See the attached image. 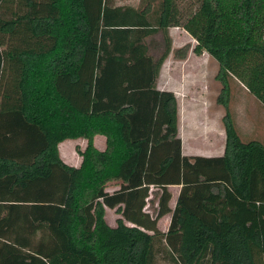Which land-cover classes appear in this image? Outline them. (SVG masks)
<instances>
[{"label": "trees", "instance_id": "16d2710c", "mask_svg": "<svg viewBox=\"0 0 264 264\" xmlns=\"http://www.w3.org/2000/svg\"><path fill=\"white\" fill-rule=\"evenodd\" d=\"M170 27L218 63L221 155L182 154L176 96L156 88ZM232 79L264 106V0H0V264H264V144L237 131ZM77 138L68 165L58 144Z\"/></svg>", "mask_w": 264, "mask_h": 264}, {"label": "rangeland", "instance_id": "374dc122", "mask_svg": "<svg viewBox=\"0 0 264 264\" xmlns=\"http://www.w3.org/2000/svg\"><path fill=\"white\" fill-rule=\"evenodd\" d=\"M114 5H131L139 7L147 0H111ZM181 11L192 10L196 0H177ZM172 49L160 69L157 86L176 92L179 116V134L182 137L186 154L200 156H217L224 149V127L222 117L224 108L217 104L216 97L221 84L215 78L219 66L217 61L206 52L196 55L192 52L196 41L181 27H170ZM161 40V35L155 36ZM185 47L186 56L178 58L176 51ZM231 97L229 111L242 140L256 139L264 144V106L255 99L237 80H230ZM159 88V87H158ZM101 139V138H100ZM60 155L70 165H79L81 157L78 149L86 145L84 139H67L60 143ZM59 144V145H60ZM95 144V141H94ZM98 147L104 145L97 140ZM119 182L112 181L106 186L108 192L119 188ZM154 201L146 208L150 213ZM120 215L115 209H106L105 218L110 226L116 225ZM162 254L156 255L155 264H170L162 260Z\"/></svg>", "mask_w": 264, "mask_h": 264}, {"label": "crops", "instance_id": "0c3cea01", "mask_svg": "<svg viewBox=\"0 0 264 264\" xmlns=\"http://www.w3.org/2000/svg\"><path fill=\"white\" fill-rule=\"evenodd\" d=\"M159 82L157 81L156 82V88L157 89H159V90H168V91H172L174 94H175V96H176V92L174 91V90H172V89H168V88H163V86H157V84H158ZM159 87V88H158ZM176 99H177V96H176ZM178 100V99H177ZM178 102V101H177ZM178 116H179V108H178ZM179 136H180V134H179ZM225 137V136H224ZM103 140V143H104V145L102 146V147H98V145L96 144V141L97 140H101V139ZM180 138H181V141H182V137L180 136ZM77 139H84V138H77ZM67 140V139H66ZM72 140H76V139H72ZM85 140V139H84ZM86 141V140H85ZM94 141H95V147H97L98 149H103L104 148V146H105V138H104V136H101V135H97V136H95L94 137ZM63 142V141H62ZM61 143V142H60ZM59 143V144H60ZM58 144V151H59V155H60V146H61V144L59 145ZM224 150V149H223ZM182 154L183 155H190V154H186L185 153V151H184V148H183V141H182ZM221 154H222V152H221ZM220 154V155H221ZM60 157H61V155H60ZM61 159H62V157H61ZM63 160V159H62ZM64 161V160H63ZM65 162V161H64ZM66 163V162H65ZM66 164H68V163H66ZM68 165H70V164H68ZM72 166H77V165H72ZM168 190L170 191V193H171V197H170V200H169V202H168V205H169V207H170V209H173L174 207H175V204H176V200H177V197H178V194H179V191H180V185H169L168 187ZM156 205V202L154 203V206ZM170 219H171V213H167V214H165V215H163L161 218H159L158 220H157V228L161 231V232H166L167 230H168V228H169V224H170ZM126 224L127 225H131V223L130 222H126ZM165 262V261H164Z\"/></svg>", "mask_w": 264, "mask_h": 264}]
</instances>
